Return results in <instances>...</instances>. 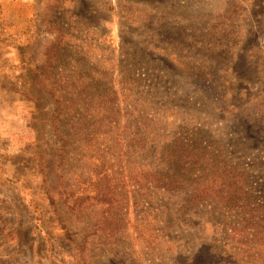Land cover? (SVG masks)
Masks as SVG:
<instances>
[{"label":"rangeland","instance_id":"1","mask_svg":"<svg viewBox=\"0 0 264 264\" xmlns=\"http://www.w3.org/2000/svg\"><path fill=\"white\" fill-rule=\"evenodd\" d=\"M12 1L0 10V264H264V0ZM58 92L108 132L83 163L57 130ZM68 152L71 190L116 195L107 215L100 201L68 204Z\"/></svg>","mask_w":264,"mask_h":264},{"label":"trees","instance_id":"2","mask_svg":"<svg viewBox=\"0 0 264 264\" xmlns=\"http://www.w3.org/2000/svg\"><path fill=\"white\" fill-rule=\"evenodd\" d=\"M66 84L69 85L68 82H66ZM55 96L57 98V103H58L57 104L58 105V118L56 121L57 130H58L60 136H62L63 140L65 141V147H67L69 144H71V146L74 144H82L84 146V147L82 146L83 147L82 148L83 153L79 154L82 158V160H80L81 161L80 163H83V161L86 160V157L83 154L86 153L85 151L87 150V148H90L91 145L93 147V143L97 140V138L101 137V136H107L108 132H105L104 129L100 130L99 132H96V130L100 126L88 127L84 123H82L84 121H86L88 123L90 118L87 116H86V118H82L83 114L82 113L78 114L77 106H76L75 102L72 103V105H68L67 103H69V101L65 100L66 96L64 95V97H63V92H58V93H56ZM82 98H83V93H79L78 97L75 98V101L80 102ZM100 109H102V108H100ZM99 113L96 115L98 116ZM91 114H95V113H91ZM85 115H88V114H85ZM107 117H109V116H107ZM72 118L75 119V122L72 121ZM119 121L120 120L117 118L116 115L111 116L110 119L108 120V122L116 124L115 128H117V126L120 124ZM65 123H67L69 125V130L67 132H65ZM71 123H72V125H71ZM135 141H137V140H135L133 138V139H130L128 141V143L131 144ZM63 155H64V158L62 160V165L60 166L59 178H60V181H62V190H64L65 193H67L69 191L72 192L71 194H68V196H67L68 204L72 205L73 207H81L83 204V200L92 199L93 201H100V202H102V204L106 205V209H105L106 211H104V215H107V213H109V211L111 212L112 211L111 207H113L114 204L116 205V202L114 201L116 195L115 194L113 195L112 191L109 192L108 187L106 188V186H105L104 187L105 189L103 191L97 192L95 194V196H93V197H91L89 194L87 196H84V193H82L81 195H77V193L75 191L71 190V188L73 187V184L70 183L69 176L70 175L75 176L76 174L72 173L71 172L72 170H70V168L68 166L69 161H67V157L70 158L69 152L66 154H63ZM164 161H165V166H170L173 168H174V166H178L180 163H182L172 153L169 154L167 157H165ZM103 163H104V165H106V162H103ZM198 163H199V161L194 159V158H191V160H188V161L187 160L183 161V164L188 165V167L197 165ZM97 177L100 178L102 176H101V174H99V175H97ZM106 177H107V174H105L103 178L105 179ZM78 178H79V180H83L85 178V175L80 174ZM164 179L167 180V178H164ZM201 194H203L202 190H199L198 192L196 190L194 192V195L192 198L194 199L195 197H198ZM48 197L51 201H53L51 194L48 195ZM53 208L56 211V205H54ZM104 220H107V216L104 217Z\"/></svg>","mask_w":264,"mask_h":264},{"label":"crops","instance_id":"3","mask_svg":"<svg viewBox=\"0 0 264 264\" xmlns=\"http://www.w3.org/2000/svg\"><path fill=\"white\" fill-rule=\"evenodd\" d=\"M10 2H14V1H12V0H9V2H6V0H0V10H1V15L3 14V11L4 10H6V7L7 6H5L6 4H8V3H10ZM18 12H16V14H15V16H19V15H21V14H19ZM3 15H5V14H3ZM25 15H27V13L25 14ZM29 15V14H28Z\"/></svg>","mask_w":264,"mask_h":264}]
</instances>
